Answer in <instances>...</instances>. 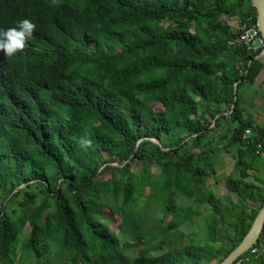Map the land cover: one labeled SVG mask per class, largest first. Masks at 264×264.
<instances>
[{"label": "trees", "instance_id": "trees-1", "mask_svg": "<svg viewBox=\"0 0 264 264\" xmlns=\"http://www.w3.org/2000/svg\"><path fill=\"white\" fill-rule=\"evenodd\" d=\"M24 18L32 39L0 54V264L223 263L264 206V151L242 140L264 137L241 107L264 71L241 44L243 26L258 30L251 0H0V29ZM222 132L240 175L229 204L209 189ZM140 162L160 167L171 219L149 235ZM203 206L208 243L177 246L170 233ZM115 217L138 243L122 245ZM235 264H264V230Z\"/></svg>", "mask_w": 264, "mask_h": 264}, {"label": "rangeland", "instance_id": "rangeland-1", "mask_svg": "<svg viewBox=\"0 0 264 264\" xmlns=\"http://www.w3.org/2000/svg\"><path fill=\"white\" fill-rule=\"evenodd\" d=\"M231 27H237V23L235 21L229 22L225 20ZM243 100L244 102L241 104L242 109L244 110L245 118H255L257 119V124L260 126L264 125V86L255 87L247 85L243 88ZM222 136L224 137V132H222L219 137H217L213 143V147L217 149V152L212 155V159L215 162V169L217 170V175L214 179L209 181V189L213 191L221 200H223L226 204L231 201L236 200V196L230 195L227 189V179H239L240 175L234 169L235 161L233 159L234 152H225L223 150V146L226 144L225 141L222 140ZM264 162V155L261 160ZM159 166L157 164L151 166L148 163L140 162L135 163L131 169L130 174L132 175H149V181L147 184L143 186V190H139L140 199L136 202L137 212L141 215L142 230L144 234L149 235L150 232L154 229L165 228L170 224L171 219L165 217V213H163L164 205L161 201L165 200L166 193L163 192V181L161 185H157L159 183ZM109 179V176L106 177V180ZM176 204L182 208H192V205L186 200L184 197L177 195ZM193 210H197L200 212V215L192 216V222H187L182 225L177 232L170 233L169 238H180L177 242V246L180 244H185L190 238H195L196 243L200 245H205L208 243V235L205 229V221L208 219L209 210L206 206L198 209L194 207ZM120 220L115 217V224L111 225V230L118 236L122 245L125 243L134 244L138 243L137 241H133L129 234L118 229V225ZM30 231L27 230V233ZM139 250V249H137ZM165 250V249H164ZM134 253L131 255V257ZM55 255H53L52 260H55ZM60 262V261H59ZM217 264V263H216Z\"/></svg>", "mask_w": 264, "mask_h": 264}, {"label": "water", "instance_id": "water-1", "mask_svg": "<svg viewBox=\"0 0 264 264\" xmlns=\"http://www.w3.org/2000/svg\"><path fill=\"white\" fill-rule=\"evenodd\" d=\"M252 7L258 15V31L264 40V0H251ZM264 230V206L255 220L253 227L239 247L221 264H235L244 255L250 252L260 240Z\"/></svg>", "mask_w": 264, "mask_h": 264}, {"label": "clouds", "instance_id": "clouds-1", "mask_svg": "<svg viewBox=\"0 0 264 264\" xmlns=\"http://www.w3.org/2000/svg\"><path fill=\"white\" fill-rule=\"evenodd\" d=\"M36 25L27 18L16 21L14 27L0 29V54L11 57L23 50L32 39Z\"/></svg>", "mask_w": 264, "mask_h": 264}, {"label": "built area", "instance_id": "built-area-1", "mask_svg": "<svg viewBox=\"0 0 264 264\" xmlns=\"http://www.w3.org/2000/svg\"><path fill=\"white\" fill-rule=\"evenodd\" d=\"M241 44L248 52L258 53L264 51V40L259 36V31L253 27L250 28L248 24L243 26ZM242 140L257 148L259 155H263L264 137L259 135L256 129L246 128L242 133ZM257 253V250L252 251V255Z\"/></svg>", "mask_w": 264, "mask_h": 264}, {"label": "crops", "instance_id": "crops-1", "mask_svg": "<svg viewBox=\"0 0 264 264\" xmlns=\"http://www.w3.org/2000/svg\"><path fill=\"white\" fill-rule=\"evenodd\" d=\"M262 56H264V51H263ZM254 86H255V87H261V86H264V71L261 72V74H260V76L258 77V79L256 80V83H255ZM250 117H251V115H250ZM250 117H249V118H250ZM252 119H253L254 121L257 122V119H255V118H252Z\"/></svg>", "mask_w": 264, "mask_h": 264}, {"label": "bare ground", "instance_id": "bare-ground-1", "mask_svg": "<svg viewBox=\"0 0 264 264\" xmlns=\"http://www.w3.org/2000/svg\"><path fill=\"white\" fill-rule=\"evenodd\" d=\"M260 34V33H259ZM261 35V34H260Z\"/></svg>", "mask_w": 264, "mask_h": 264}]
</instances>
